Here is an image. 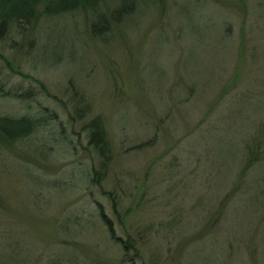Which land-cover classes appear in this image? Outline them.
Returning a JSON list of instances; mask_svg holds the SVG:
<instances>
[{
    "label": "rangeland",
    "instance_id": "374dc122",
    "mask_svg": "<svg viewBox=\"0 0 264 264\" xmlns=\"http://www.w3.org/2000/svg\"><path fill=\"white\" fill-rule=\"evenodd\" d=\"M90 25L42 14L0 39V118L44 119L0 145V264H264V0Z\"/></svg>",
    "mask_w": 264,
    "mask_h": 264
},
{
    "label": "trees",
    "instance_id": "16d2710c",
    "mask_svg": "<svg viewBox=\"0 0 264 264\" xmlns=\"http://www.w3.org/2000/svg\"><path fill=\"white\" fill-rule=\"evenodd\" d=\"M143 0H0V39H4L17 25L36 26L42 16L59 17L79 14L91 22L94 36H104L113 25H120L129 19ZM21 30V29H20ZM44 119L22 117L0 118V145L4 141L16 142L26 139L42 125ZM89 145L99 159V168L94 169L93 181L105 179L111 163V148L103 120L95 117L87 124ZM103 216V214H102ZM112 236L113 230L110 229Z\"/></svg>",
    "mask_w": 264,
    "mask_h": 264
}]
</instances>
